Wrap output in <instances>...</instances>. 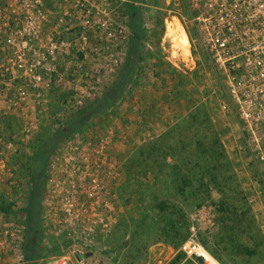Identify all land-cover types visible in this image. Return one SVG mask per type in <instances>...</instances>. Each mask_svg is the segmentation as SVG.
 <instances>
[{
    "label": "built area",
    "instance_id": "2783aa9c",
    "mask_svg": "<svg viewBox=\"0 0 264 264\" xmlns=\"http://www.w3.org/2000/svg\"><path fill=\"white\" fill-rule=\"evenodd\" d=\"M184 1L196 32L195 39L188 36L205 52L213 66L209 74L218 78L236 109L239 135L233 151L253 200L259 202L264 196V0H243V5L237 4L242 0ZM123 2L0 0V115L4 110L17 115L24 132L19 136L0 130V173H8L15 188L22 185L13 175L26 172L22 164L12 165L13 158L22 156L36 133L53 89H70V106L80 109L102 96L87 62L101 63L106 72L123 61L125 31L118 24ZM99 73L94 70L92 76ZM56 116L60 126L70 113ZM119 129L114 121L98 133L87 127L65 138L49 157L40 216L44 240H57L61 255L48 264H74L71 257L86 264L85 255L98 252L117 226L124 211L117 190L127 158L121 155L126 139ZM209 212L212 207L204 204L196 218L207 221L204 230L212 234L217 226L212 215L205 216ZM20 222L0 211V264H26V229ZM180 251L204 264L214 259L195 234Z\"/></svg>",
    "mask_w": 264,
    "mask_h": 264
},
{
    "label": "trees",
    "instance_id": "16d2710c",
    "mask_svg": "<svg viewBox=\"0 0 264 264\" xmlns=\"http://www.w3.org/2000/svg\"><path fill=\"white\" fill-rule=\"evenodd\" d=\"M131 7L130 28L134 36L130 43L132 59L126 71L112 89L75 113L53 134L45 131L37 137L31 164L26 163L30 176L24 209L26 264H39L51 250L41 247L40 216L49 157L65 138L89 127L99 114L114 105L137 66L143 33L136 7ZM11 130L6 123L4 132ZM235 168L208 104H199L160 136L143 142L128 154L122 166L124 180L117 190L124 213L113 236L129 237V243L139 250L166 244L176 253L169 264H203V259H188L180 247L192 226L189 210L211 203L216 209L218 230L198 235L208 253L222 264H263L258 259L264 256V235ZM6 201L1 196L0 211L9 217L14 202Z\"/></svg>",
    "mask_w": 264,
    "mask_h": 264
},
{
    "label": "rangeland",
    "instance_id": "374dc122",
    "mask_svg": "<svg viewBox=\"0 0 264 264\" xmlns=\"http://www.w3.org/2000/svg\"><path fill=\"white\" fill-rule=\"evenodd\" d=\"M237 4L243 5V0L237 1ZM131 6L136 7L138 18L140 19L139 21L141 23L140 30L143 33V38L139 51L140 55L137 56V66H135L133 69L130 80L125 87L133 88V86L137 85L139 77L141 78L143 75H146V77L144 76V79L148 78L149 76L147 74L152 75V73H155L156 71L159 73V76H162L163 78L168 77L172 86L176 85V83L179 84L180 81L183 86L188 87L184 89L200 88L199 84L201 81H205L206 73H211L213 66L209 62L205 52H203L199 46L193 45L190 37L188 36L189 33L191 37L195 39L196 32L193 28L192 20L194 15L190 11L187 3L184 0H156L153 3L149 2L148 0H124L122 6L119 7L118 10V24L122 25L125 31V39L120 47L123 48L125 53L123 61L119 63L117 69L113 68L112 71L110 68V70L108 69L106 72H104V66L102 67L101 63L87 62L86 65L88 71H92L90 75L93 77V81L98 80V82L95 84L101 88V95L105 94L116 85L120 75H122V73H124V71H126L128 68L127 66L130 63L129 60L132 59V56L130 58V43L134 33L130 28L132 23ZM147 40V44H149L148 46L145 45ZM152 55L158 56L157 59H151ZM149 56L150 59L148 58ZM156 60L160 62H157ZM97 69L101 70L102 73H99V77L92 76L93 71ZM89 77L86 78V80H88L87 82L92 80V78ZM194 82L196 85L193 84ZM215 87H217V89H224V87L219 82L217 85H215ZM204 89H209V87ZM126 92V89L121 90L119 98L123 100L125 97H127ZM223 96L230 102L229 95L226 92H224ZM73 97L74 94L70 89H53L50 95V108L40 112V125L37 127L36 133L30 136L28 145L23 150L21 156V161L23 163L22 167L26 173L17 172L13 175V179H15L14 181L18 182L19 185L22 186L15 188L14 186L10 185L12 179L8 180L9 174L0 173V195L1 192L6 193L2 195V197H5L7 200L6 202H14V205L11 208V214L9 217L7 216L9 219H14L17 217V219L21 220V217H26L24 214V209L26 207L27 194L30 188V176H27V170L25 167L26 163L28 166L31 164V158L33 157V153L36 150L37 137H39L45 131L53 134L61 126H58L59 123H57L56 115L59 112L70 113V116H66L67 118H65V121L67 122L75 113L89 107L100 98V96H97L95 99L89 101L86 106L79 109L72 108L70 106L72 104L71 101L73 100ZM67 106L71 109H68ZM121 111H124L121 108V102L119 103L116 101L114 105H112L107 111L99 114V116L92 121L89 128L94 132H100V129L106 125L109 117L114 114L120 115ZM235 111V107L231 106L230 109L226 110L225 112L230 123V128L226 127V130L224 129V124L226 121L224 120L223 115L218 113V111H216L215 114L213 112L212 115L217 128L223 133V142L226 150L232 160L236 163L235 171L242 181L243 190L248 195L249 203L252 206L262 234L264 235V196L261 197L259 202L253 200L252 191H250L249 187L247 186L246 177L239 170V164L237 162L238 159L233 151L234 139H237L239 135ZM9 126L12 130L6 134H17L19 136L23 135L24 132L21 126L15 123L14 120L9 122ZM121 155L122 157L128 156L124 148ZM12 163L11 164L16 168V166L20 164L19 157H14ZM250 172L254 177L259 179L260 173L256 168H251ZM214 197L215 199H218L219 195L215 192ZM206 204L212 207V212L207 213L205 216L207 217L212 215L214 217L218 230V225L216 222V209L211 203ZM184 207H186V210L189 209L187 206ZM189 211L190 222L192 226L188 237L195 234L198 239V235L200 233L209 234L206 232V230H204L208 225V222L202 221L200 223L196 218L198 210ZM20 223L26 229L25 220H21ZM114 230L111 234L103 239V243L101 244L100 250L98 252L85 255L87 258L86 264H169L175 257V251L166 244H154L149 246L147 249L139 250L129 243V237L121 239L114 237ZM41 247L48 249V251L50 249L51 250L47 257L39 261V264H48L55 257L61 255L57 240H44V236L42 235ZM71 260L74 264H76L73 257H71ZM258 261L264 264V256L258 259Z\"/></svg>",
    "mask_w": 264,
    "mask_h": 264
},
{
    "label": "crops",
    "instance_id": "0c3cea01",
    "mask_svg": "<svg viewBox=\"0 0 264 264\" xmlns=\"http://www.w3.org/2000/svg\"><path fill=\"white\" fill-rule=\"evenodd\" d=\"M147 43L148 40L145 42V45L148 46ZM152 57L151 59H157L158 56L152 55ZM148 58L150 59V56ZM147 75L149 77L145 79L144 76L146 77V75L139 77L137 85L133 88L125 87L127 97L123 100L121 98L117 100V102H121V108L124 111H121L120 115L110 116L106 122L107 124L114 121L120 127L119 131L126 139L124 150L127 154L143 142L160 136L201 103H207L212 113L215 114L218 111L222 114L226 121L224 129L230 128L229 119L225 113L226 110L230 109V102L223 96L224 92L227 93L226 89L215 87L219 82L217 77L207 72L205 81H201L199 84L200 88L184 89L188 87L183 86L180 81L179 84L176 83L172 86L168 77L163 78L156 71L152 73L153 76ZM193 84L196 85L195 82ZM206 87L209 89H204ZM11 120L19 125L17 115L4 110V113L0 115L1 132L4 133V125L9 124ZM21 159L22 157L19 156L20 164H22ZM4 194L6 193L1 192L0 199Z\"/></svg>",
    "mask_w": 264,
    "mask_h": 264
},
{
    "label": "bare ground",
    "instance_id": "6f19581e",
    "mask_svg": "<svg viewBox=\"0 0 264 264\" xmlns=\"http://www.w3.org/2000/svg\"><path fill=\"white\" fill-rule=\"evenodd\" d=\"M216 260L214 259H209V263L208 264H214Z\"/></svg>",
    "mask_w": 264,
    "mask_h": 264
}]
</instances>
